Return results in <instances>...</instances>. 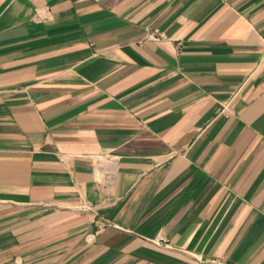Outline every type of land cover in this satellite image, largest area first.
Here are the masks:
<instances>
[{
    "label": "crops",
    "instance_id": "1",
    "mask_svg": "<svg viewBox=\"0 0 264 264\" xmlns=\"http://www.w3.org/2000/svg\"><path fill=\"white\" fill-rule=\"evenodd\" d=\"M0 264H264V0H0Z\"/></svg>",
    "mask_w": 264,
    "mask_h": 264
},
{
    "label": "built area",
    "instance_id": "2",
    "mask_svg": "<svg viewBox=\"0 0 264 264\" xmlns=\"http://www.w3.org/2000/svg\"><path fill=\"white\" fill-rule=\"evenodd\" d=\"M155 37H156V38H164L165 35H164L162 32H157V35H155ZM164 241H165L164 239H160V240H159V243H160V244H162V243L164 244ZM165 245H166V244H165Z\"/></svg>",
    "mask_w": 264,
    "mask_h": 264
}]
</instances>
